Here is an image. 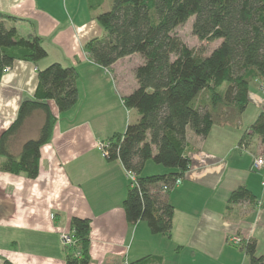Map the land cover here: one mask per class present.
<instances>
[{"label":"crops","instance_id":"0c3cea01","mask_svg":"<svg viewBox=\"0 0 264 264\" xmlns=\"http://www.w3.org/2000/svg\"><path fill=\"white\" fill-rule=\"evenodd\" d=\"M111 1L0 0V14L14 17L7 25L19 35L40 37L47 52L35 64L16 60L3 72L0 133L16 117L20 102L34 97L38 70L57 62L74 67L78 75L74 106L58 112L48 102L56 121L40 148L38 175L0 171V264H65L60 235L70 231L74 216L90 220L89 264H130L146 256L160 264H249L245 251L227 239L233 234L254 239L256 254L264 253V186L262 173L251 167L264 155V142L258 135L240 141L264 112V81H250L237 126L214 125L205 138L187 130L188 169L181 183L164 194L174 209L170 235L152 233L142 220L128 223L122 208L126 169L119 160L107 161L100 143L137 119L123 96L137 86L133 71L143 58L134 53L104 68L84 48L105 34L95 15L109 9ZM250 106L253 112L245 121ZM42 121L40 112L26 120L13 143L15 152L37 136ZM167 171L148 160L141 174ZM241 186L255 196L253 203L228 202Z\"/></svg>","mask_w":264,"mask_h":264},{"label":"trees","instance_id":"16d2710c","mask_svg":"<svg viewBox=\"0 0 264 264\" xmlns=\"http://www.w3.org/2000/svg\"><path fill=\"white\" fill-rule=\"evenodd\" d=\"M95 16L105 34L85 44L91 61L108 68L134 53L143 58L133 71L137 86L123 96L125 107L135 109L138 117L103 142L104 156L109 162L119 160L136 175L137 184L128 179L122 201L126 221H145L152 233L169 236L174 209L164 195L170 189L161 188L188 169L187 130L205 138L214 125L237 126L248 104L250 81H264V0H112L109 9ZM191 16L192 32L199 40H219L206 55L174 34ZM8 20L14 17L0 14V79L14 61L35 64L47 55L40 37L19 35ZM77 78L74 67L57 62L37 71L34 97L20 102L16 117L0 133V171L38 175L40 148L50 140L56 121L48 102L53 101L58 112L74 106ZM36 112L43 115L37 136L23 141L15 152V138ZM249 135L264 142L263 111L240 141ZM148 160L168 171L142 175ZM254 201L242 186L228 198L232 204ZM69 233L73 242L63 246L65 264H89L90 220L72 217ZM238 246L249 264H264V253L256 254L254 239H242ZM130 264L160 261L146 256Z\"/></svg>","mask_w":264,"mask_h":264},{"label":"rangeland","instance_id":"374dc122","mask_svg":"<svg viewBox=\"0 0 264 264\" xmlns=\"http://www.w3.org/2000/svg\"><path fill=\"white\" fill-rule=\"evenodd\" d=\"M192 22H193V16L189 17L184 24H181L178 27H176L174 29V34H176L185 43L186 46L193 48L194 50H197L203 55H206L215 46L218 45L219 40H214V41L199 40L192 32ZM251 81H255V80L252 79ZM248 109L249 110L248 112H246V115L244 118L245 121L251 116V113L253 112L252 106H250V108ZM15 141H16V138L14 142ZM149 163H154V162H151V160H149Z\"/></svg>","mask_w":264,"mask_h":264},{"label":"built area","instance_id":"2783aa9c","mask_svg":"<svg viewBox=\"0 0 264 264\" xmlns=\"http://www.w3.org/2000/svg\"><path fill=\"white\" fill-rule=\"evenodd\" d=\"M8 69L9 68H6L5 70H8ZM103 148H104L103 143H100V149L102 150V152L104 154ZM251 167L253 170H256V171H259L262 173V185L264 186V155H259V156L255 157L252 160ZM126 176L129 179V182L131 185L135 186L137 184L136 175L132 171L126 170ZM181 178L182 177H176L171 185L163 184V186L161 188L162 191H167V190L171 189L172 187L179 185L181 183V180H182ZM60 239H61L63 246L69 245L73 242V238L69 232L61 233ZM227 240L229 243H231L233 245H237V246L240 245L242 242V238L238 235H235V234L230 235ZM126 264H128V263H126Z\"/></svg>","mask_w":264,"mask_h":264}]
</instances>
